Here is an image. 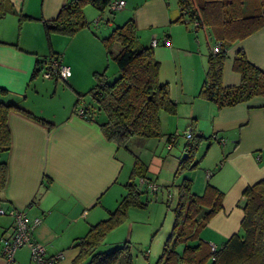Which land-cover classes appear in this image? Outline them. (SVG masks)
Returning a JSON list of instances; mask_svg holds the SVG:
<instances>
[{
    "label": "crops",
    "instance_id": "crops-1",
    "mask_svg": "<svg viewBox=\"0 0 264 264\" xmlns=\"http://www.w3.org/2000/svg\"><path fill=\"white\" fill-rule=\"evenodd\" d=\"M67 1L7 0L14 10L0 18V102L32 114L16 109L8 114L11 148L0 153V163L7 166V179L0 188V208L26 210L30 217L42 219L33 236L45 246L46 258L61 256L55 264L73 263L80 252L78 239L91 226L106 220L104 215L110 216L115 205L118 207L127 194V177H131V173L124 175L127 164L120 155L121 148L107 140L100 127L106 115L99 118L97 114L93 121L74 112L80 95L95 86V73L108 74L110 65L101 38L90 25L62 46L55 45L51 38L49 48L46 46L44 22L55 20ZM110 1H124L125 5L114 12L109 6V13L87 5L85 20L100 26L106 19L108 28L134 20L141 44L153 48L160 64V83L169 87L170 98L177 105L175 114L160 113L164 133L168 137L180 128H193L207 139L197 154L200 165L192 174L193 191L201 194L211 184L223 193L222 209L199 233L201 240L220 249L240 231L245 189L264 180V96L221 109L199 96L216 39L210 28L182 16L178 0ZM257 1L249 0V12ZM20 15L27 17L21 27ZM166 39L170 45L165 44ZM240 50L264 70V26L228 48L222 71L224 88L241 83V74L234 69ZM52 52L61 55L63 64L70 68L64 81L73 99L61 109L53 105L49 112L47 106L52 105L44 102L45 95L40 92L43 83L37 77H44L42 70ZM89 58L90 63L83 67L81 62ZM37 68L42 70L33 77ZM116 73L118 69L113 71L114 78ZM54 78L56 96L59 78ZM35 98L43 101L38 103ZM91 105L82 99L79 106ZM13 225L12 216L0 214V238ZM133 232L134 225L128 219L106 238H111V245L120 246L132 243ZM0 264L38 263L31 261L30 249L24 246L16 252L13 263L0 253Z\"/></svg>",
    "mask_w": 264,
    "mask_h": 264
},
{
    "label": "trees",
    "instance_id": "trees-1",
    "mask_svg": "<svg viewBox=\"0 0 264 264\" xmlns=\"http://www.w3.org/2000/svg\"><path fill=\"white\" fill-rule=\"evenodd\" d=\"M6 1L0 0V18L14 10ZM178 2L182 16H188L190 21H196L201 27L210 28L216 42H222L219 53L212 51L209 54L206 78L199 96L215 103L220 109L264 96V70L251 63L243 50L238 51L234 59V69L241 74V83L229 88L222 85L228 48L264 26V0H258L252 12L247 8L249 0ZM110 3V0H68L55 20L44 22L48 39L52 34L74 35L89 26L84 17L87 5L104 12ZM26 18L20 15L19 27ZM101 40L108 57H113L118 73L112 82L108 81L106 72L95 73L96 84L85 94L94 101L91 107L83 106L86 119L96 121V115L104 112L107 120L100 124L103 134L107 140L127 150L128 143L134 138L163 136L160 113L165 111L175 114L177 105L170 98L169 87L159 81L160 64L154 57L153 48L141 44L133 19L116 27ZM114 44L119 46L115 54L112 52ZM57 56L61 55L52 52L49 59ZM41 70L35 69L33 77H37ZM85 95L77 99L75 113ZM13 109L32 116L16 105L0 102V153L8 152L11 148L7 118ZM191 129L193 136L185 146V155L179 162L175 177L195 170L200 165L197 154L207 139ZM177 139L174 134L167 137V141L173 144ZM139 178L147 177L137 159L130 182L126 185V196L108 219L91 226L88 233L78 239L76 246L80 252L72 264H134L130 242H124L109 252L100 251V247L106 236L128 218L133 206L143 205L140 201L142 190L137 184ZM6 179L7 166L1 162L0 188H4ZM171 188L176 189L178 194L173 210L174 224L155 264H264V180L245 189L240 231L216 251H212V246L199 238V233L222 209L223 193L208 184L202 194H197L193 191L190 178H184ZM168 201L171 202L170 199Z\"/></svg>",
    "mask_w": 264,
    "mask_h": 264
},
{
    "label": "rangeland",
    "instance_id": "rangeland-1",
    "mask_svg": "<svg viewBox=\"0 0 264 264\" xmlns=\"http://www.w3.org/2000/svg\"><path fill=\"white\" fill-rule=\"evenodd\" d=\"M89 8H91L95 12L97 11L92 7ZM88 24L89 26L91 25V31L101 39L103 37H108L116 27L123 25L114 23L113 27L108 28L106 19H102L100 21V26H98V24H96L94 21L90 23L88 22ZM44 33L45 43L49 48L50 40L48 39L45 30ZM71 37H73V35L52 34L50 36L51 41L53 39L54 44L58 46H62L64 42H67L68 39H71ZM100 41L102 45L101 47L106 55V48L102 40ZM118 50L119 46L117 44H114L112 46L113 54H115ZM106 57L107 64L110 65L107 70L108 74L106 75L108 81L112 82L114 80V77L112 75L113 71L117 72V68L113 57H108V55ZM71 60L73 62V59ZM66 61L69 62V60ZM90 61V58L85 59L81 62L82 66H87ZM64 65L67 64L64 63ZM37 80L43 83L42 91L40 92L45 95V97L43 98L44 102H48L50 105H52L47 106V110L49 112H52L53 105L61 109L65 106L66 102H71L70 100L73 99V96L67 89V83L63 79H57L58 88H60V90L57 92L56 96L53 95L55 89V78L49 79L42 77V75H39L37 77ZM35 99L38 103H40V101H43L41 100L42 98ZM82 99L87 105L94 104V101L92 100L90 95H85ZM98 114L99 118H103V116L105 115L104 112H99ZM187 129L180 128V130H175L172 132V134L178 137V142L175 143L171 149H168L169 143L167 141V135L164 133L165 131L162 130L164 135L161 137H154L149 139L134 138L128 143V150L125 148H121L120 150V155L123 156L127 164L124 175H129L130 173H132L135 161L139 159L140 165H142V168H144L148 180L157 185L156 191H152L151 189H148L146 185L141 186L139 184V190H142L140 194V201L143 203V205L133 206L129 210V216L126 219H129L130 223H133L134 225V232L132 236L133 240L131 239L134 264H155L157 262L158 258L163 252L164 244L169 237L168 235L171 234V230L174 224L173 210L177 204L178 194L177 190L171 188V186L173 184H180L187 176H190V179L192 178V182L195 178L194 175H192L195 170L188 171L183 175L175 177L176 170L179 165L178 160H180L179 158H182L183 155H185V146L189 142V139L186 137ZM123 178H125V176ZM130 178L127 177L128 180L126 181V183L130 182ZM169 190L171 191L169 193L172 197L171 202L168 201V199H170L168 194ZM119 198L120 197H118V200H121ZM116 207L117 205H115L112 211L115 210ZM108 217L110 216L104 215V218L107 219ZM115 235L116 233L114 234V236ZM114 236L112 235L110 237ZM111 243V238H105V240L103 241V245L100 247V251L109 252L114 250L117 246L111 245Z\"/></svg>",
    "mask_w": 264,
    "mask_h": 264
},
{
    "label": "built area",
    "instance_id": "built-area-1",
    "mask_svg": "<svg viewBox=\"0 0 264 264\" xmlns=\"http://www.w3.org/2000/svg\"><path fill=\"white\" fill-rule=\"evenodd\" d=\"M125 5L124 1H114L110 3L111 11H118ZM156 44L154 40L153 45ZM166 45H170L168 39L165 40ZM222 49V42H215L213 45V53H219ZM43 76L45 78H54L66 80L70 74V68L63 64L62 57L57 56L50 58L45 67L42 70ZM77 115L86 119V110L83 106H79L77 109ZM193 136L192 129L186 130V137L190 140ZM173 143H169V149H171ZM210 175V172L208 173ZM138 184L141 186H147L148 189L156 191L157 185L152 183V181L146 178H139ZM170 200L172 199L171 194H169ZM0 214H9L14 218V225L10 231H6L0 238V253L7 260L8 263L14 262V256L16 252L23 246H28L30 249L31 261L38 264H55L60 255L57 257L46 258V248L43 244L38 242L33 237L34 230L41 224L42 219L40 217H30L26 210H16L12 209L7 211L0 208ZM217 248L212 246V251H216Z\"/></svg>",
    "mask_w": 264,
    "mask_h": 264
}]
</instances>
